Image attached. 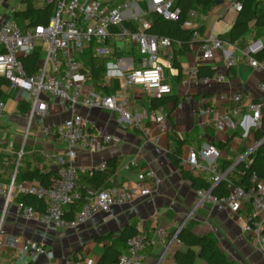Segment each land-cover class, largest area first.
<instances>
[{"label":"crops","instance_id":"crops-1","mask_svg":"<svg viewBox=\"0 0 264 264\" xmlns=\"http://www.w3.org/2000/svg\"><path fill=\"white\" fill-rule=\"evenodd\" d=\"M206 13L197 11L193 19L199 34L189 48L179 41H174L171 49L172 58L164 48H160L158 61L164 67V78L172 87V94L167 98L178 99L159 106L157 112L168 111L167 130L162 132L159 125L150 116L153 96L141 85H128L120 79V91L131 101V110L143 117V124L150 129L148 135L138 129H123L119 122V113L103 109L80 107V112L89 120V129L99 134H116L121 138L118 145L109 146L101 151L81 150L78 162L83 167L81 173L91 174L96 170L103 172L97 188L85 180L79 179L78 190L104 189L115 185H132L138 181V173L153 169L160 181L149 179L152 187L151 195L125 205H116L110 214H97L88 222L75 229L59 228L47 225L38 220L26 219L19 214L18 203L22 194L15 193L9 207L4 213L5 197L0 193V221L3 217L1 239L6 242L12 236L37 241L43 247L55 253L58 264H99L106 245L112 240H119L122 230L127 225L135 226L142 235L154 238L157 243L145 250L142 264H179L178 252L188 251L185 244L174 242L169 247L159 233L165 229L169 236L176 233L179 225L191 216L185 225L197 234L213 236L218 246L233 261L240 264H264V253L259 249L257 238L253 232H246L251 207L248 205L238 213H233L223 203L201 202L197 189L187 179L183 171L203 176L212 181V174L206 168L207 161L202 159L203 168L193 171L190 167L175 166L170 153L177 152L182 161L187 159L191 149H198L204 143H214L220 149L217 159L218 167L226 164L234 166L238 160L257 141L254 131L242 136V128L236 132L222 131L214 128L210 117L199 113L206 104L213 106L219 113L228 109L232 103L223 100L221 94L230 90H242L247 97L263 96L257 89L258 83L264 81V73L255 70L248 60L238 54L237 63L227 67L231 45L243 49L255 39H263V29L255 21L250 23L247 33L235 44L226 42L224 50L216 53L211 60L202 58V44L210 36L227 33L235 23L239 12L236 9L238 0H224ZM259 9L264 11V0H260ZM145 10L146 4H135L126 12L130 16L135 10ZM149 13V19H152ZM202 28V30H200ZM251 31L253 33H251ZM261 35V36H260ZM117 58L122 64L138 66L139 54L135 43H119L116 45ZM208 66L215 69L216 74H231L230 79L223 83L213 82L210 85H185L183 79L190 75L193 66ZM215 74V75H216ZM1 76V75H0ZM4 77V76H2ZM87 88L93 87L87 83ZM5 88V114L0 118V184L8 185L13 178L17 182L26 180L23 174L38 169L41 172L57 173L53 162L56 153L64 149V145L54 133H45V127L56 126L66 118L56 99L49 94L50 111L47 116L36 114L32 121L27 114L32 102L31 95L22 96L16 92L8 93ZM20 96V97H19ZM185 101L183 107L178 103ZM244 137L245 138L244 140ZM236 139L237 147L232 143ZM132 160L138 166L129 167ZM109 161L115 163L109 164ZM58 174V173H57ZM235 176V172L231 175ZM54 177L51 178V181ZM28 180V179H27ZM37 181L40 180H30ZM82 194V193H81ZM85 194V193H84ZM83 195V194H82ZM69 206L66 207V210ZM112 235L109 239H104ZM196 252L199 248H194ZM47 255L42 254L36 261L20 251L18 247L7 245L0 248V264H46ZM196 264H207L198 257Z\"/></svg>","mask_w":264,"mask_h":264},{"label":"built area","instance_id":"built-area-1","mask_svg":"<svg viewBox=\"0 0 264 264\" xmlns=\"http://www.w3.org/2000/svg\"><path fill=\"white\" fill-rule=\"evenodd\" d=\"M0 0V75L8 79V93L16 92L22 96L31 95L32 102L27 112L32 121L36 114L47 116L50 111L49 100L45 94L56 99L66 118L56 129L45 127V133L52 132L64 145V149L56 153L53 162L57 166L58 176L52 180L49 187L30 180L16 181L14 177L10 184H0V193L5 197L4 213L10 205L12 196L30 194L44 200V212L18 203L19 214L26 219L38 220L47 225L59 228L75 229L88 222L97 214H110L116 205H125L144 198L152 193L151 178L160 181V177L153 169L140 171L138 181L132 185H115L104 189L89 188L85 194L78 190L82 166L78 162L81 150L101 151L109 146L118 145L121 138L116 134H99L90 131V120L80 112V107L103 109L119 113V122L124 129H138L144 134L150 133L149 127L143 124V117L131 110V101L128 96L117 90L114 93L96 91L89 87L87 91L88 73L84 53L88 50L97 57H113V64L107 66L105 84L109 85L112 78H123L128 85H141L156 97L172 94V87L165 81L164 67L158 61L160 48L166 49L172 58L174 40L168 36H160L148 29L152 22L148 19L149 13H157L166 19H177L180 8L175 6L176 0H43L40 6L51 5L52 16L47 24H31L26 18L21 20L17 14L26 10L27 0ZM34 4L35 1L31 0ZM146 4L145 10H135L130 16L126 15L135 4ZM23 5V8H22ZM36 5V4H35ZM37 6V5H36ZM236 9L241 11L242 3H236ZM195 9L188 12V18L183 27L195 31L193 39L199 34L194 18ZM130 23V25H129ZM135 26V28H133ZM135 43L138 48L139 63L134 66L122 64V58H117L116 45L119 43ZM47 44L46 55L40 62L37 73L27 72L23 57L35 49L42 52L41 45ZM226 42L218 36L208 37L202 44V58L211 60L216 53L223 51ZM231 45V44H230ZM226 65L232 68L237 63L238 54L244 56L249 64L257 71L264 73V60L257 57L264 50V41L257 39L243 49L231 45ZM231 74H216L203 76L198 66H193L190 75L183 79L185 85H210L213 82L223 83L230 79ZM257 89L264 95V81L257 85ZM19 96V97H20ZM221 98L231 106L219 113L213 106L201 107L199 113L207 115L217 130L236 132L242 128V133L248 135L252 131L264 132V97H247L242 90L223 92ZM185 101H180L178 107H183ZM5 99L0 94V118L5 114ZM169 112H157L152 109L150 116L159 125L160 130H167ZM264 142V135L238 160L250 163L249 155ZM220 149L210 142L204 143L198 149H191L187 159L182 164L193 171L203 168L201 160L207 161L206 168L212 174V186L226 182L228 193L218 197L213 194L212 187L197 189L199 203H223L233 213H238L246 206L251 207L248 222L244 230L253 232L257 238L258 247L264 253V178L253 173L248 185H241L231 177L233 167L220 169L217 159ZM138 166L137 160H132L129 167ZM83 197L84 205L73 218L66 217V207ZM178 226L177 232L169 236L165 229L159 233L166 245L182 243L177 237L178 232L186 224ZM3 217L0 221V235ZM157 241L147 235H137L127 242L128 248L120 255L116 264H142L143 253ZM7 245L18 247L22 253L33 261L40 255L48 257L46 264H58L55 253L46 249L37 241L21 239L12 236L4 242L0 236V248ZM69 264H77L75 262Z\"/></svg>","mask_w":264,"mask_h":264},{"label":"trees","instance_id":"trees-1","mask_svg":"<svg viewBox=\"0 0 264 264\" xmlns=\"http://www.w3.org/2000/svg\"><path fill=\"white\" fill-rule=\"evenodd\" d=\"M26 10L19 11L17 16L21 20L29 18L31 24H47L52 16L53 8L51 5L36 6L31 0H27ZM242 3V9L239 15L231 27V29L225 33L218 35L219 38L227 40L230 44H235L240 40L249 30L250 23L255 21V23L263 29L262 40L264 41V11L259 9L261 3L260 0H238ZM215 0H176L175 6L180 8V13L177 19H166L157 13H152L151 27L148 32L160 35L168 36L174 41H179L187 49L194 43L193 29H188L183 27V22L188 18V12L191 9H195L198 12L206 13L214 6ZM149 19V17H148ZM130 25V23H129ZM135 28V26H133ZM199 32V29H197ZM202 30V28L200 29ZM261 36V35H260ZM257 40V39H255ZM253 42V41H252ZM251 43V42H250ZM248 43L247 45H249ZM246 45V46H247ZM244 46L243 48H245ZM257 57L264 60V50L257 54ZM84 58H86V70L83 72L88 73L87 83H91L96 91H101L104 93H114L120 89V79L112 78L109 85L105 84V79L107 76V66L111 62L113 57H97L92 54L90 50L84 53ZM43 59L42 52L35 49L33 52L23 57L24 65L28 73H37L40 69V62ZM87 64H90L88 67ZM200 75L203 76H214L216 74L215 69L200 65L198 66ZM9 82L6 77L0 76V94L4 97L6 91L5 88L8 87ZM169 100H174L175 103L178 99L162 97H153L151 101L150 109H156L159 106L169 102ZM209 106L206 104L204 107ZM256 139L260 141L264 135L262 130L254 131ZM250 163L243 160L237 163L235 170V176L232 174L231 177L237 183L241 185H248L250 182V177L253 173H257L259 177L264 178V142H262L254 152L250 155ZM171 161L175 166L181 167L182 159L178 153H170ZM115 163L114 161H109V164ZM229 168V165H224L222 169ZM185 177L189 179L192 185L196 189L210 188L212 187L213 194L222 197L228 193L226 182H221L212 186V181H208L203 176H196L193 173L183 171ZM103 172L101 170H96L91 174L81 173L80 179L85 183H91L94 188L98 187L102 179ZM57 173L41 172L38 169L28 171L23 174L24 179L28 180H40V183L49 187L52 184L51 178H56ZM81 193L86 192V188L82 186ZM20 201H23L26 205L32 206L41 212L46 209V204L44 200L38 198L37 196L30 194H22ZM85 199L81 197L74 203L69 204V209L66 210V217L73 219L77 213H79L84 205ZM177 232V229H176ZM140 235V231L132 225H127L123 230L119 240H112L111 243L106 245L104 255L100 260L99 264H116L119 261L120 255L125 252L128 248L127 242L130 238ZM112 235L105 237L104 239H109ZM148 236V235H147ZM177 237L188 247L186 252H178L176 255L177 262L179 264H196L197 256L202 258L207 262V264H240L233 261L226 253L218 246L216 239L213 236L206 234H197L191 227L184 225L182 229L178 232ZM199 248L196 252L194 248ZM26 264H33L28 262Z\"/></svg>","mask_w":264,"mask_h":264},{"label":"rangeland","instance_id":"rangeland-1","mask_svg":"<svg viewBox=\"0 0 264 264\" xmlns=\"http://www.w3.org/2000/svg\"><path fill=\"white\" fill-rule=\"evenodd\" d=\"M34 1H35V4L37 6L38 5H41L43 3V0H34ZM11 2H12V4H16V1L15 0H11ZM22 8H23V5H22ZM251 33H253V32L251 31ZM41 48H42V55L45 56L46 55V51L48 49V45L47 44H43V45H41ZM113 63H115V62H112L111 61L110 64H113ZM87 66L89 67L90 64H87ZM88 89L89 88H85V91H87ZM242 136H245L244 133H242ZM245 138H247V137H244V140H245ZM232 143L234 144L235 147L238 146L235 138L232 140Z\"/></svg>","mask_w":264,"mask_h":264},{"label":"water","instance_id":"water-1","mask_svg":"<svg viewBox=\"0 0 264 264\" xmlns=\"http://www.w3.org/2000/svg\"><path fill=\"white\" fill-rule=\"evenodd\" d=\"M224 2V0H217L216 1V4H221V3H223Z\"/></svg>","mask_w":264,"mask_h":264}]
</instances>
